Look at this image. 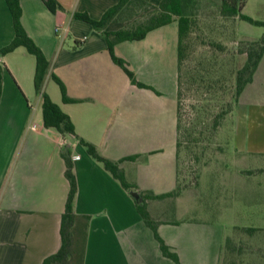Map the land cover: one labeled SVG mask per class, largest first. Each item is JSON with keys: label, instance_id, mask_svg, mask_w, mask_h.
Wrapping results in <instances>:
<instances>
[{"label": "crops", "instance_id": "0c3cea01", "mask_svg": "<svg viewBox=\"0 0 264 264\" xmlns=\"http://www.w3.org/2000/svg\"><path fill=\"white\" fill-rule=\"evenodd\" d=\"M58 1L63 9L52 12L44 0H20L21 22L51 62L44 90L70 116L79 137L94 144L106 158L122 160L125 178L133 188H125L76 135L45 126L43 96L35 86L36 56L25 46L5 55L1 52L12 42L15 27L7 1L0 0V63L4 65L0 264H42L60 249L62 215L70 191L64 152L70 155L77 180L75 213L91 217L83 264H177L162 253L137 202L145 192L175 190L179 180L178 23L151 30L143 39L115 44V55L126 61L144 84L140 86L114 61L102 31L75 16L86 14L100 20L119 0ZM145 1L157 9L162 0ZM250 2L245 0L242 13ZM254 6L264 9V0H254ZM122 28L124 24L113 21L106 29ZM52 74L61 78L70 98L80 101L65 102L60 86L52 84ZM233 119L237 139L231 151L264 158V56ZM227 145L220 151L225 152ZM227 148L230 151L231 146ZM249 164L241 171L259 175L262 181L253 189L242 184L238 201L264 208V164L259 160ZM223 180L211 183L213 196L200 209L199 195L187 187L176 196L147 200L160 236L182 264H224L228 237L242 246L239 264H264V226L239 224L232 218L236 206L227 202L229 188ZM134 191L140 193V201ZM166 202L170 207L163 206ZM197 210L198 216L191 215ZM250 226L262 230L252 235L241 230Z\"/></svg>", "mask_w": 264, "mask_h": 264}, {"label": "trees", "instance_id": "16d2710c", "mask_svg": "<svg viewBox=\"0 0 264 264\" xmlns=\"http://www.w3.org/2000/svg\"><path fill=\"white\" fill-rule=\"evenodd\" d=\"M13 15L15 36L12 42L2 48V54L5 55L19 46H25L28 51L36 56L37 68L35 75V86L37 92L43 96V116L46 127L57 129L61 134H74L79 139V142L86 147L89 154L97 161L104 164L105 168L109 170L115 178H117L122 185L127 189H132L121 167V161H114L103 156L97 147L79 137L76 133L75 126L70 116L65 113L59 104L54 102L48 93L44 90V83L47 74L49 73L51 62L47 59L41 47L28 35L22 22V7L20 0H6ZM203 0H162L156 9L152 4L145 0H119L117 4L109 8L100 20L91 19L86 14H76L77 18L84 19L97 29H100L107 39L109 50L113 56L114 61L119 64L129 75L132 82L144 86L139 82L134 73L128 68L124 59L115 55V44L125 40H140L143 39L148 32L165 26L174 21L178 23L179 45H178V105H177V158L178 149L181 146V138L183 135L194 133L183 127L182 124V99L184 96V86L187 84L184 81V64L190 57L192 52L190 43L192 41L195 25L197 23V10ZM45 4L52 12H57L63 9V6L58 0H44ZM220 16L227 19L244 20L251 24L264 27V21L254 19L241 12L245 0H220ZM137 4L154 9L153 13L149 15L147 20L137 24L134 27H125L116 31H108L106 28L109 23L116 21L119 14L128 6ZM213 48H204L203 53L200 54L197 60V65H193L191 70V85L197 86L196 89L205 92H210V103L205 105L207 114L202 118H207L205 128L211 138L220 133V130L225 126L226 119L233 114L240 97L245 91L246 87L253 82L255 73L264 56V35L258 40L247 41L244 46L240 48L242 53L247 54V58L242 67L238 68L234 73V85L230 94V64L228 57L224 56L227 48L222 39L211 41L208 43ZM193 53V52H192ZM192 55V54H191ZM198 66V67H197ZM3 72L4 65L0 63V97L3 91ZM56 83L60 86L63 99L65 102H79L80 100L70 98L67 95L66 86L59 76L52 74ZM189 131V132H188ZM217 151L223 149L222 145L217 146ZM63 158L66 163L65 175L70 183V191L68 194L65 212L62 215L61 221V235L62 244L60 249L49 255L44 259L42 264H83L84 250L87 238V230L91 217L89 215H78L74 210V201L77 194V180L73 172V163L69 153L64 152ZM179 165V160H178ZM252 172V171H248ZM179 180L175 190L155 194L153 192L143 193V200L137 202V208L141 213L144 221L153 230L156 239L159 242L162 253L172 259L177 264H182L178 253L168 245L160 236L158 231V224L154 221L148 211L147 200L149 199H164L167 197L176 196L184 188H181L180 169ZM241 230L252 235L253 233L262 230L257 227H243ZM242 246L232 237H228L225 243V257L224 264H239L237 255L241 254ZM230 258L231 261L225 260ZM242 264V261L240 262Z\"/></svg>", "mask_w": 264, "mask_h": 264}, {"label": "rangeland", "instance_id": "374dc122", "mask_svg": "<svg viewBox=\"0 0 264 264\" xmlns=\"http://www.w3.org/2000/svg\"><path fill=\"white\" fill-rule=\"evenodd\" d=\"M245 8L244 13L254 19L264 21V9L254 6V0ZM220 0H203L197 10V23L195 32L190 43V57L184 64V96L182 99V124L183 127L194 131L191 134L183 135L181 146L178 149V160L180 169L181 188H191L192 192L199 195L198 209L204 206L206 201L213 196L211 183L217 182L222 178L226 182L229 190L226 192V200L228 203L236 206V216H232L239 224H252L256 226H264V208L245 205L242 200L238 201L242 184L248 185L253 189L255 184L258 187L261 184L259 175L243 173L242 169L250 168L252 161L259 160L262 165L264 158L242 156L235 150L236 129L234 125L233 114L226 119L223 126L213 138L208 134L205 128L207 118H202L207 114L205 105L210 103V92L206 93L205 89L198 91L197 86L191 85V70L193 65H197V60L204 48H213L208 43L222 39L226 45V53L230 64V94L234 85V73L245 63L247 54L242 53L240 48L247 41L258 40L264 35V27L251 24L244 20L235 18L227 19L220 16ZM152 8L137 5L136 3L128 6L122 11L115 22L124 24L125 27H134L137 24L147 20L149 15L153 13ZM155 11V10H154ZM205 52V51H204ZM192 54V55H191ZM198 67V66H197ZM196 68V66H195ZM194 68V69H195ZM52 84L59 89V85L53 81ZM223 130V131H222ZM231 146L230 151L224 146L225 152L217 151L218 145ZM220 171H224L220 175ZM220 176V177H219ZM223 180V181H224ZM246 180V181H245ZM248 187L250 190L251 188ZM239 203V210L237 204ZM164 207H170V203L163 204ZM228 207V206H227ZM227 209H230L227 208ZM238 213V214H237ZM195 214V215H194ZM191 215L198 216V210ZM228 262L230 258H226Z\"/></svg>", "mask_w": 264, "mask_h": 264}, {"label": "water", "instance_id": "95a60500", "mask_svg": "<svg viewBox=\"0 0 264 264\" xmlns=\"http://www.w3.org/2000/svg\"><path fill=\"white\" fill-rule=\"evenodd\" d=\"M132 194H133V196H134L138 201L141 200L142 197H141L140 193L134 191Z\"/></svg>", "mask_w": 264, "mask_h": 264}, {"label": "built area", "instance_id": "2783aa9c", "mask_svg": "<svg viewBox=\"0 0 264 264\" xmlns=\"http://www.w3.org/2000/svg\"><path fill=\"white\" fill-rule=\"evenodd\" d=\"M76 157H79V156H76Z\"/></svg>", "mask_w": 264, "mask_h": 264}]
</instances>
